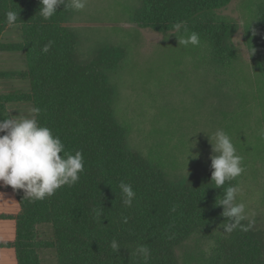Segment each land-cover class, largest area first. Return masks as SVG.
<instances>
[{
  "label": "trees",
  "instance_id": "1",
  "mask_svg": "<svg viewBox=\"0 0 264 264\" xmlns=\"http://www.w3.org/2000/svg\"><path fill=\"white\" fill-rule=\"evenodd\" d=\"M227 1L140 0L132 21L159 32L184 21L189 33H198L214 57L223 59L230 55L226 30L213 13ZM39 7V0H0V51L21 52L25 64L23 70L4 75L29 83L28 92L0 90V118H9L8 103L31 102L41 109L39 123L61 139L66 152H82L84 170L74 185L43 200L14 190L20 205L14 241L18 264H192L182 263L178 251L196 234L212 242L202 264H264L262 228L244 220L233 232H222L228 221L217 203L236 180L217 188L210 180L211 168L168 179L156 163L129 150L127 129L114 117V90L104 72L121 58L120 49L106 47L81 62L76 34L65 23L68 0L49 19L39 14ZM8 11L18 12V42L2 41L11 27ZM250 46L264 72V4L258 7ZM121 181L135 192L131 207L122 203ZM113 239L122 246L116 253L110 246ZM141 244L150 250L147 260L136 252Z\"/></svg>",
  "mask_w": 264,
  "mask_h": 264
},
{
  "label": "rangeland",
  "instance_id": "2",
  "mask_svg": "<svg viewBox=\"0 0 264 264\" xmlns=\"http://www.w3.org/2000/svg\"><path fill=\"white\" fill-rule=\"evenodd\" d=\"M70 4L68 0L65 23L76 34L78 60L90 61L106 47L121 51L115 66L104 72L114 90V117L127 129V148L175 180L211 168L210 142L215 144L217 129L224 130L243 158L244 170L235 178L241 190L237 202L245 204L246 220L264 230V72L256 65L255 49L248 56L264 0H228L215 10L230 50L223 59L214 57L210 45L201 41L199 46L178 45L177 38L189 32L181 30L176 38L168 35L172 29L159 32L134 23L140 0H87L80 11ZM19 37L20 29L11 26L2 41L17 42ZM19 54H0V65L22 67ZM2 79L15 84L3 83L4 88H14L8 93L21 92L16 88L24 86L10 74ZM191 142L195 147L190 152L199 157L186 160ZM211 244L196 234L180 246L178 257L182 263L202 264Z\"/></svg>",
  "mask_w": 264,
  "mask_h": 264
},
{
  "label": "clouds",
  "instance_id": "3",
  "mask_svg": "<svg viewBox=\"0 0 264 264\" xmlns=\"http://www.w3.org/2000/svg\"><path fill=\"white\" fill-rule=\"evenodd\" d=\"M86 4L87 0H71L70 7L80 11L86 7ZM39 5V14L44 19H49L57 12L60 5L66 6V0H39ZM5 15L8 25L15 26L19 18L18 12L8 11ZM181 30L188 32L184 21L175 23L168 35H175L177 38V33ZM177 40L178 45L184 47L200 45L199 34L196 32H191L188 36H182ZM50 44L51 42L45 45L42 51L47 53ZM253 52L254 49L251 48L248 56ZM11 110H16L17 114H9L7 119L0 118V182L11 186L13 190H23L24 196L31 200H43L52 196L62 186L74 185L84 170L82 152L77 150L72 154L65 151L61 139L54 136L48 127L39 123L40 108L30 107L26 112L10 108L9 113ZM213 135L215 144L210 142L212 145L210 180L214 182L215 187L222 188L226 181H231L242 174L243 158L236 153L230 136L224 130L217 129ZM192 147H195L194 142L190 143L186 160L189 156L193 159L199 157L198 152H190ZM119 188L123 205L131 207L135 198L132 186L121 181ZM240 191L239 186L229 185L223 198L217 203L222 206V215L228 221L222 224V232L231 233L242 227V221L248 219L245 204L237 202ZM122 219L127 223V217ZM110 246L114 253L122 247L115 239L111 241ZM136 252L143 255L145 260L150 255V250L142 244L137 246Z\"/></svg>",
  "mask_w": 264,
  "mask_h": 264
},
{
  "label": "crops",
  "instance_id": "4",
  "mask_svg": "<svg viewBox=\"0 0 264 264\" xmlns=\"http://www.w3.org/2000/svg\"><path fill=\"white\" fill-rule=\"evenodd\" d=\"M9 28V27H8ZM8 28L6 31H8ZM17 29V28H16ZM20 29V28H19ZM6 32L3 33L2 36H4ZM18 42V41H17ZM8 52V51H0V54ZM11 53V52H8ZM19 55H22L21 52ZM23 58V57H22ZM24 60V59H23ZM2 66V62L0 65V90L2 93H8L11 91L12 87L6 86V88L3 87V83L7 85V83L15 85L14 82H7L4 80L3 82V76L9 71H12L11 68H7L5 66ZM25 68V64L23 61V66L15 70H23ZM7 79V78H6ZM10 79V78H9ZM16 83L22 82L24 83V86L22 88H16L19 89L21 92H28L29 91V83L27 80H20L18 78L12 79ZM8 90V92H7ZM7 107L10 108H16L18 111H25L30 107H33L32 103L29 101H22V102H10L7 104ZM11 115H16V110H11ZM20 212V205L18 203V200L15 195V191L11 188V186L3 185L2 182H0V264H18L17 256H16V250L14 247V241H15V234H16V216Z\"/></svg>",
  "mask_w": 264,
  "mask_h": 264
}]
</instances>
